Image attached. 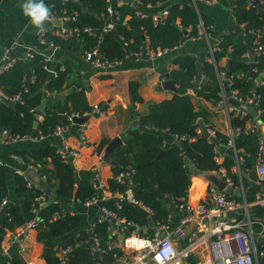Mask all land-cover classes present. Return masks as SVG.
Masks as SVG:
<instances>
[{"label":"trees","instance_id":"trees-1","mask_svg":"<svg viewBox=\"0 0 264 264\" xmlns=\"http://www.w3.org/2000/svg\"><path fill=\"white\" fill-rule=\"evenodd\" d=\"M117 1L119 0H111V13L107 10L106 0L55 2L57 13L70 18L67 26L69 34L60 36L48 32L44 35L45 42L62 49L80 46L83 50L95 49V56L101 60L121 61L136 55L144 45L153 50L166 48L171 51L187 37L196 36L200 21L206 34L210 28L211 20L200 12L198 0H138L142 7L157 4L165 6L167 14L157 21H153L151 14H137L135 7L124 2L118 5ZM259 1L264 6V0ZM231 3L235 21L243 31L255 34L264 31V10L258 11L253 0H232ZM128 14L130 17L125 20ZM108 22L112 23V27L104 31ZM259 39L264 43V36ZM210 45L213 47L212 60H204L201 80H198L194 92L217 104L223 98L221 74L225 72L227 61L230 60L229 90L235 91L242 101L254 94L258 96L257 108L260 113L257 120L251 114L241 117L238 113H229L231 126L240 128L233 138L236 154L243 161L240 168L254 175L258 140L256 133L250 132L245 125L247 121L264 122V50L252 53L254 46L238 30L222 34ZM17 56L19 58L10 68L0 72V91L9 99L18 95L15 106L0 101V130L8 131L10 136L38 138L68 126L72 122L69 117L75 114H99L93 112V106L88 104L85 87H74L68 82L69 69L62 68L58 63L52 64L45 56L35 52L31 57ZM251 59L253 68L248 73ZM171 61L175 67L170 69L169 77L176 85V92L171 98L148 102L145 112L137 114L138 125L142 129L136 128L124 138V144L111 154V159L116 163L112 165L108 189L119 192L130 188L134 198L149 208L150 214L144 215L136 204L126 199L116 201L112 198L104 204L118 217L132 221L139 227L148 222L154 225L166 222L168 216L172 215V207L184 203L192 174L218 171L222 167L232 181L237 183L234 173L230 172V167L235 163L234 158L228 156L222 163H218L215 159L214 140L200 134L197 119L205 116V113L194 109L188 92L198 82L195 81V58L189 54H175ZM50 69L53 70V75H48ZM259 73L262 76L258 79ZM138 86L139 83L135 80L128 83L132 106L142 102ZM56 93L60 95L46 101L50 94ZM42 102L46 103L45 110L38 107ZM34 121H37L36 126ZM150 128L157 132L147 131ZM164 133L182 137L181 146L174 144L164 147ZM215 136L222 142L228 140V136L220 133ZM105 143L106 140L102 139L98 150ZM15 154L24 160L27 168L14 174V190L10 194L7 174L0 164V202L4 198L9 199L0 208V245L7 232L14 233L34 218L36 240L47 246L44 255L47 264H114V255L121 250L107 248L110 222L105 220L93 227L92 233L105 249L99 257L91 252L90 233L81 227L80 214L64 209V202L69 199L84 202L97 194L93 172L76 170L71 161L53 144L16 150ZM185 157L191 161V166L185 162ZM30 165L35 166L36 170L31 169ZM128 166L133 168L134 173L130 178L117 180L118 173ZM42 175L46 176L45 181L41 180ZM47 188L51 189V195H47ZM39 195L45 196V205L38 201ZM55 212L58 214L55 215ZM258 220L254 219L251 227L260 254L264 252V238L260 236V231H264V220L263 227ZM55 241L58 243L55 244ZM66 244L73 246V250L67 261L60 263L54 246ZM189 263L196 264V259H191ZM8 264L25 262L16 255L9 258Z\"/></svg>","mask_w":264,"mask_h":264},{"label":"crops","instance_id":"crops-1","mask_svg":"<svg viewBox=\"0 0 264 264\" xmlns=\"http://www.w3.org/2000/svg\"><path fill=\"white\" fill-rule=\"evenodd\" d=\"M24 2L26 0H0V61L6 50L12 55L24 56L27 51L41 54L47 60L51 61L52 64L58 63L62 68L69 69L70 75L68 82L72 83L74 87L83 85L85 87L88 104L91 106L94 104L100 105L103 112L98 115H88L87 121L83 124L71 122L68 126L60 127L54 133L43 137H27L13 141L0 137V164L5 168L10 194L14 190V174L21 173L27 168V164L15 154V151L31 149L46 143L53 144L61 150L76 170L85 169L92 171L93 181L94 173H96L97 181L105 185L107 190H109L107 183L108 179L112 176V164L109 160L103 158L104 148L109 140L115 136H119L124 144L123 140L125 137L130 135L136 128H141L138 125L137 114L145 112L148 102H158L171 98L176 92L168 89L164 84L167 79H171L169 77V71L175 67L171 61L172 56L175 54H189L193 56L197 64V77L195 81H198L201 78V73H198V68H203L202 65L208 57L207 54L211 46L210 44L216 42L222 34L237 30L236 28L239 26L232 13V0H216L213 2L198 0L200 12L211 20L206 38L192 39L187 37L171 51L154 58L145 54L142 47L141 51L133 55V57L121 60L112 69L103 70L94 67L89 60L84 58V50L81 46L62 49L53 43L41 42L39 30L30 23L29 18L21 10V5ZM43 2L45 4L47 0H43ZM123 2L119 0L117 4L120 5ZM124 3L135 7V11L151 15L160 13L165 7L163 4L142 7L140 2L136 5L127 2ZM129 17V14L126 15L125 20ZM239 27L241 28L240 32L247 37V41L252 45L253 32H245L241 26ZM48 32L60 35L57 32L49 30V28L46 33ZM224 74L225 72L221 74V93L226 104L242 107L243 101L236 99L232 95L228 87V80L224 78ZM261 76L262 73H259L257 78L259 79ZM130 80H135L139 83L138 92L142 97V102L136 103L134 106L130 104L128 91V83ZM198 83L199 81L194 84L198 85ZM194 89L188 90L194 109L205 113V116L198 117L197 122L201 119L205 127L211 128L214 131L209 138L214 140L216 161L222 163L228 156L233 157L235 161L234 165L230 167V172L234 173L237 183H234L226 174L225 169H223L225 178L229 179L226 185L229 188L227 194L240 201L242 206L227 213V220H250L252 222L254 219H262L263 221L264 206L259 205L255 201V197L259 195L264 198V183L258 178L257 174L251 175L249 173L250 171L240 168L243 162L242 158L241 156H237L234 143L233 145L229 143L230 123L226 108L217 106L215 102L196 94ZM246 110L248 114H251L249 106ZM252 117L257 120L253 115ZM134 121H137V124H134ZM147 131L152 133L157 132L154 128L147 129ZM216 133L228 136L227 142H222L217 138L215 136ZM82 135L86 136L88 145L81 142ZM163 136V145L166 148L176 144V140H179L181 143V139L174 135L164 133ZM102 139H105L106 143L98 150L99 142ZM96 150L102 152L101 157L96 154ZM71 151H75L77 154L71 156ZM93 167H96V170ZM207 173L220 174L219 170ZM211 184L212 181L206 175L199 173L192 174L184 203H204L207 199L208 186ZM252 196H254V199H251ZM64 203V209L71 212L76 211L80 214L81 227L90 233L91 239L98 204L86 205L74 199H69ZM172 209L174 210L176 208L172 207ZM171 214L172 223L175 224L180 212L176 211L175 215L173 213ZM151 224L153 223L148 222L146 225L140 227L142 229L146 228V232L143 234L157 233L155 228H151ZM187 231L192 236V239L194 241L196 240L194 248L186 257V259L189 258L187 261L190 262L191 259L195 258L196 264H207L204 258L207 246L209 245L208 239L202 236V232L196 230L195 223L188 225ZM36 233L37 230L35 228L29 232L27 237H23L20 240L17 248V256H20L24 262L29 259H36L42 263H46L44 259L46 251L44 253V248L47 250V246L36 240ZM11 234V232H7L1 243L0 264H8L10 256L6 250L16 241L11 240ZM122 236L120 232L116 234V240L120 247L123 245ZM62 240L63 238L59 241ZM56 243L58 241H55ZM180 245L184 246V242H181ZM54 248H57V246L55 245Z\"/></svg>","mask_w":264,"mask_h":264},{"label":"built area","instance_id":"built-area-1","mask_svg":"<svg viewBox=\"0 0 264 264\" xmlns=\"http://www.w3.org/2000/svg\"><path fill=\"white\" fill-rule=\"evenodd\" d=\"M68 1L70 0H47V3H45V5L51 8L54 18L51 20V22L45 21L44 26L46 29L49 28V30L57 32L61 36H66L69 34V29L64 25V21L69 20L70 22V18L58 14L54 6L55 2L65 3ZM106 1L108 2L107 10L109 13H111V0ZM207 1L213 2L216 0ZM167 11L168 10L164 8L160 13L152 15L153 21H157L163 18L167 14ZM136 13L138 14L140 12L136 11ZM111 27L112 23L108 22L105 24L103 29L104 31H107ZM45 33L46 32L39 34L41 42H45ZM253 34L254 37L252 40V46L254 47L252 49V53L257 54L260 50H264V43H261L259 39L260 36H264V31L261 33L259 32ZM206 37L207 35L205 32V28L202 24V21H200L197 25L196 36L188 38L195 39ZM143 50L145 54H148L153 58L166 54L169 51V49L166 48L153 50L147 45L143 46ZM212 51L213 47L210 46L208 50V60H212ZM32 54V51H27L24 54V57H31ZM83 55L84 58L89 60V62L94 67L103 70L112 69L116 64L120 62L119 60H101L100 58L95 56V49L84 50ZM17 58H19V56L12 55L8 52V50H6L3 53L2 59L0 61V72L10 68L16 62ZM251 60L252 61L250 62V64H253V59ZM240 75H243V73H241ZM231 93L236 99L241 100V98L236 94L235 91H232ZM0 94L4 95L1 91ZM17 98L18 95L10 99L16 101ZM257 102L258 96L254 94L253 96L243 101L242 107L236 105H227L224 98H222L217 103V106L225 107L228 113V117L230 112L238 113L239 116L243 117L248 114L246 110L247 106H253L257 115H259L260 110L257 108ZM92 111L99 114L103 112L101 106L98 104L93 105ZM76 116L79 115L75 114L73 116H70L69 118L72 120ZM245 128L250 132L256 133L257 135L258 152L256 155L254 168L258 178L264 183V122L258 123L256 121H247ZM229 129V143L233 145V138L236 134H238L240 128H233L230 124ZM206 131L208 132L209 137L214 133V131L208 127H206ZM0 137H4L6 140L10 141L27 138V136H10L8 131L6 130H0ZM178 138L182 139V137ZM81 142L88 145L86 136H81ZM59 151L62 153V155H64L61 150ZM101 153L102 152L96 150V154L99 157H101ZM70 154L71 156H75L77 152L71 151ZM30 168L36 170V167L33 165H30ZM93 169L96 170V167H93ZM133 173V168L128 166L126 170L119 172L116 178L117 180L122 181L124 178H130ZM219 173L228 183L229 179L225 178L224 169L222 167L219 169ZM40 178L42 181L46 180L45 175H42ZM94 181V185L97 189V194L82 203L86 205L98 204V210L96 211L93 225L105 220L110 222V227L108 226L110 237L107 241V248L115 247L120 248L121 250L120 253H116L114 255V264H157V261L155 259L157 253L162 254L163 250L168 246H171L172 253L165 258L164 264H190L189 261H187L186 257L194 248V245L196 243V240L194 241L192 239V236H190L187 231V226L191 223H195L196 230L198 232H202V236L209 241V245L207 246L206 255L204 258L207 264H258V259L264 255V252L258 254V249L254 241V234L251 227L252 222L250 220H227V213L234 211L242 206L241 202L236 200L234 197L229 196L225 190H219L213 184L208 186L207 199L204 203H181L178 206H175L176 209L174 210L180 212L175 224L172 223V215H169L166 222L158 223L157 225H155L156 230L160 233L143 234L140 233V227L136 223L118 217L115 213L108 210L104 203L112 198H114L116 201L126 199L127 201L136 204L139 209L145 210L148 215L150 214L149 208H147L140 201L134 198L132 190L130 188H127L122 192H111L110 190H107V187L105 185L100 184L97 181L96 173H94ZM37 199L40 203L45 204L44 195H39ZM255 201L259 205L264 206V198H262V196L257 195ZM8 202L9 199L4 198L0 202V208L4 207ZM57 214L58 213L55 212V215ZM258 223H260V225L263 227L262 219H259ZM35 228L36 221L33 218L32 220L26 222L22 227L17 229L14 233H12L11 240H21L23 237H27L29 235V232ZM262 231H260V236L261 238H264V231ZM118 232L122 233L123 235V245L121 247L118 245V241L116 240V234ZM91 239L92 241H89L91 252L100 257L104 253L105 249L100 246L99 240L94 234H92ZM141 241L144 242V246H141ZM181 242H184V246L180 245ZM1 250L2 247L0 245V251ZM72 250L73 246H71L70 244L57 247L56 256L60 263L67 261ZM25 264L47 263H42L36 259H29L25 262ZM93 264L100 263L95 262Z\"/></svg>","mask_w":264,"mask_h":264},{"label":"water","instance_id":"water-1","mask_svg":"<svg viewBox=\"0 0 264 264\" xmlns=\"http://www.w3.org/2000/svg\"><path fill=\"white\" fill-rule=\"evenodd\" d=\"M124 2H127V3H131V4H138V0H122ZM176 1H179V0H169V2H176ZM253 3L255 4L256 6V9L258 11H262L264 10V6L262 5V3L259 1V0H253ZM64 25L65 26H69V20H66L64 21ZM238 31L241 30V28L238 26L236 28ZM140 32L141 29L139 30ZM142 37L144 38V35L142 34ZM253 67V64H250V68L248 70V73H250L251 69ZM202 67H199L198 68V73H201V69ZM230 72H231V64H230V60L227 61V65H226V70H225V74H224V78L226 80L229 79L230 77ZM53 71L49 70L48 71V75H53ZM30 74H28L29 76ZM166 76H168V74H166ZM164 84L166 85V87L170 90H174L176 91V87L174 85V81L172 79H167ZM196 85L197 84H194L193 88H196ZM60 94L59 93H56V94H50L47 98H46V101L49 100V99H52L54 96H59ZM0 101H3V102H7L10 106H15L16 102L15 100H12V99H9L7 98L5 95H2L0 94ZM45 106H46V103L45 102H42L40 103V105L38 106L39 109L41 110H45ZM248 107V106H247ZM246 107V108H247ZM249 110H250V113L258 119V115L254 109L253 106H249ZM88 119V115H84V116H76L72 119V122L74 123H77V124H83L84 122H86ZM134 124H137V121H134ZM198 124L200 126V134L203 136V137H206L208 138L209 137V134L208 132L206 131V127L204 125V123L202 122L201 119L198 120ZM37 125V121H34V126ZM123 144L122 142V139L119 137V136H115L113 137L111 140H109V142L106 144L105 148H104V151H103V158L105 160H109L110 163L112 165H114L116 162L112 159H110V155L111 153L117 149L118 147H120L121 145ZM176 144H178L179 146H181V143L179 140H176ZM185 162H188L190 163V166L192 165L191 164V161L185 157ZM199 174H203V175H206L211 181H212V184L215 185L219 190H225L226 192H229V188L226 187L227 185V182L224 180V178L222 177L221 174H212V173H199ZM154 181V180H153ZM52 194V191L50 188H47V195H51ZM159 196L161 197L162 194L160 193ZM45 205V204H43ZM140 211L144 214V215H148V213L143 210V209H140ZM172 213L175 215V210L172 211ZM39 215V214H38ZM151 228H155V225L154 224H151ZM140 233H145L146 232V228H140ZM157 233H160L157 231ZM92 241V239H90V242ZM19 242H20V239L14 241L12 243V245L6 250L7 254L12 257V256H16L18 253H17V248H18V245H19ZM46 251V248H44V253ZM20 257V256H19ZM189 258H187L188 260ZM258 264H264V255L262 257H260L258 259Z\"/></svg>","mask_w":264,"mask_h":264},{"label":"clouds","instance_id":"clouds-1","mask_svg":"<svg viewBox=\"0 0 264 264\" xmlns=\"http://www.w3.org/2000/svg\"><path fill=\"white\" fill-rule=\"evenodd\" d=\"M21 10L25 16L30 20V23L39 30L40 33H44L47 29L44 27L45 21L51 22L54 18L51 8L44 4L43 0H26L21 5ZM141 246H144V242H140ZM172 253L171 246L166 247L163 253H157L155 259L157 264H164V260L169 254ZM142 259V258H140Z\"/></svg>","mask_w":264,"mask_h":264}]
</instances>
